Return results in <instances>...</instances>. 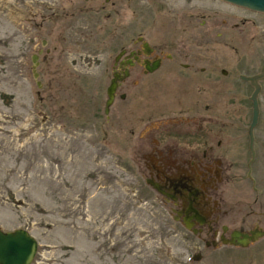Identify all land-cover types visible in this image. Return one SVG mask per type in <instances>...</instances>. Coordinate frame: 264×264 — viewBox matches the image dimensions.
<instances>
[{
    "label": "rangeland",
    "instance_id": "374dc122",
    "mask_svg": "<svg viewBox=\"0 0 264 264\" xmlns=\"http://www.w3.org/2000/svg\"><path fill=\"white\" fill-rule=\"evenodd\" d=\"M189 3L211 4L209 0H0V229L23 228L35 237L38 249L31 264H264V238L245 248L206 247L173 221L145 183L143 175L152 173L154 154L149 149L156 137L161 138L151 131L156 123L150 117L156 114L149 105L157 92L146 85L149 76L128 91L123 136L110 131L105 137L108 125L92 123L79 106L64 117L59 114L60 104L70 111V102L84 98L61 89L71 79L67 68L88 71L84 74L91 90L96 73L91 74L90 68L108 67L117 51L112 32L116 38L124 26L126 49L137 46L132 40L138 35L154 46L167 34L171 10H182ZM80 8L85 11L74 23L64 15ZM34 56L39 61L34 67L37 76L32 70ZM59 97L68 98L62 102ZM239 97L232 105L222 100V116H230L245 131L250 103ZM260 97L255 133L261 171L264 91ZM144 145L141 158L138 148ZM162 145L158 142L155 147ZM170 171L180 174L179 179L183 173ZM240 183H245L242 191L229 190V198L241 200L246 211H253L249 220H260L264 228V196L252 191L245 178ZM257 187L264 189V181ZM195 253L201 254L199 260L192 258Z\"/></svg>",
    "mask_w": 264,
    "mask_h": 264
},
{
    "label": "flooded vegetation",
    "instance_id": "af4514ba",
    "mask_svg": "<svg viewBox=\"0 0 264 264\" xmlns=\"http://www.w3.org/2000/svg\"><path fill=\"white\" fill-rule=\"evenodd\" d=\"M214 1L231 9H222ZM209 2V6L189 3L184 4L182 10H171L167 34L154 46L138 35L132 40L137 46L126 49L125 29L120 26L119 36L115 38L112 32L113 49L117 51L109 66L90 68L91 74L94 70L96 73L92 76L91 90L88 89V71L67 68L71 79L61 89L68 95L71 92V96L78 94L84 98L76 101L77 104L70 102V111H64L65 105L60 104L59 114L64 117L78 111L79 106L92 123L108 125L103 132L105 137L110 131L123 136L128 91L149 76L146 85L157 92L149 105L156 114L150 117V122L156 123L151 131L161 138L156 137L149 149L154 154H151L149 167L152 173L143 175V170H139L145 183L155 192L173 221L198 237L206 247L245 248L264 238V228L260 220H249L253 211H246L241 200L229 198V192L242 191L245 183L240 181L245 178L251 182L252 191L259 190V197L264 196V189L257 187L264 181V169L261 167L260 171L256 163L258 160L259 164L260 156L255 133L259 118L253 129L252 150L249 138L250 96L257 84L260 116V96L264 91V13L223 0ZM82 10L72 9L64 15L74 23L85 11ZM45 44L42 40V45ZM223 48L229 52H222ZM258 58L257 67L252 69ZM38 64L36 61L32 69L36 76L34 67ZM62 71L63 68L57 71L59 78ZM253 76H259L254 83L248 79ZM112 80L116 87L112 102L107 105V89ZM239 96L250 103L245 131L232 122L230 116H222V100L232 105ZM67 98L58 99L65 102ZM158 142L163 143L161 148L155 147ZM146 146L138 148L141 158H144L142 149ZM261 156L264 159V152ZM172 168L181 169L180 179V174L174 176L170 171ZM258 199L255 198V203ZM246 234L255 239L241 246L239 240Z\"/></svg>",
    "mask_w": 264,
    "mask_h": 264
},
{
    "label": "water",
    "instance_id": "95a60500",
    "mask_svg": "<svg viewBox=\"0 0 264 264\" xmlns=\"http://www.w3.org/2000/svg\"><path fill=\"white\" fill-rule=\"evenodd\" d=\"M227 3L247 8L253 11L264 13V0H223ZM33 64H36V56L33 57ZM264 71V68L262 72ZM36 76V74H34ZM259 76H253L248 78L251 82H256ZM40 85L39 82H37ZM256 88L252 92L250 99L252 101V113L251 122L249 125V138L250 148L253 149V129L255 128L259 118V106L257 101V95L259 94V86L256 84ZM116 87L115 80H112L110 86L107 89L108 100L107 105L112 102L113 93ZM149 183H151L149 181ZM154 187L156 184L151 183ZM255 238L249 235H243L239 240L241 246H246L249 241H253ZM38 249V241L35 237L26 229L17 228L9 231H3L0 229V264H31ZM200 253L193 254L194 260H199Z\"/></svg>",
    "mask_w": 264,
    "mask_h": 264
}]
</instances>
